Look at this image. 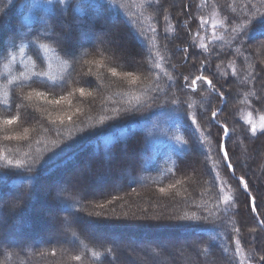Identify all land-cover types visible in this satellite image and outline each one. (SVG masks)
Returning <instances> with one entry per match:
<instances>
[{
  "label": "trees",
  "instance_id": "obj_1",
  "mask_svg": "<svg viewBox=\"0 0 264 264\" xmlns=\"http://www.w3.org/2000/svg\"><path fill=\"white\" fill-rule=\"evenodd\" d=\"M32 2L0 0V39H3L6 50L0 55V176L6 175V179L0 180V239L5 241L0 245V264H108V259L116 264L113 260V240L102 231L125 233L136 239L147 240L162 236H197L192 242H173L169 244L168 250H159L157 247L150 250L144 246L133 248L132 252L130 249H119L131 261L129 264H159L158 258L166 260L163 264H246L240 253V245L237 246L235 241L239 239L241 245L245 242L244 238L249 241L248 232H242L241 228V222L244 227L249 225V211L257 222V228L259 220L256 213L251 212L247 203L248 194L244 193L236 177H243L251 186L249 174L253 173L241 170L236 174L235 171L230 172L217 150V144L223 139L220 125L226 123L230 135L225 140V147L230 162L231 157L238 162L240 160V153L235 151L230 154V148L239 149L240 145L249 144L250 149L254 148L263 155L262 162L256 165L257 158L251 169L257 171L264 163V132L259 130L253 136L249 121L239 117L242 106L252 101L250 108L256 114L264 113V102L250 95L252 91L264 95L258 91L263 90L264 86V37L251 40L243 35L241 45L233 39L235 34L231 32V28L248 23L264 13V4L260 0H208L204 6H211L210 12L198 14V3L203 4V0H179L178 13L173 4L166 3V9L162 0H103L106 6L103 9L90 6L92 0H84V6L74 5L66 17H59L55 11L49 12L43 8L30 11ZM35 3L45 5L47 0H35ZM161 5L164 15L158 17L155 12L161 14ZM233 7L235 12L232 11ZM170 8L174 14L165 11ZM212 9L222 21L216 29L224 30L218 41L216 38L210 40L211 36L207 37L203 31L206 27H200L201 19L203 23L209 20ZM50 16H56V19L44 25L41 17ZM105 19L120 22L115 29L120 38V42L115 44L117 52L105 44L82 41L78 34L81 30L91 38L95 30H101L100 23ZM188 20L191 28L196 25L193 36L194 33L199 36L204 34L209 50L199 46L197 35L193 40L194 46L192 39L187 37L188 31L181 40L171 38L172 41H167L165 28L170 25L180 28L184 26L183 21ZM56 21L65 22L71 33L70 38L59 43L56 36L62 30ZM253 27L255 25L250 24L246 31L250 32ZM80 40L82 42L79 43ZM69 45H72L71 49ZM138 47L143 51L141 54ZM184 49L188 50L187 54L181 57L185 53ZM67 51L72 55L66 54ZM215 51L225 56L220 54L222 58L219 61L217 57L212 58L211 66L207 58ZM127 54L128 58L125 57ZM191 58L190 70L179 72L175 63L184 64ZM219 62H222L219 67L225 66L228 70V75L220 79L224 83H230V80L233 83V86L218 88L225 93L226 105L230 104V100L233 103L227 111L223 109L225 104H221L216 93L205 84L198 81L193 88H181L186 83L184 76L195 78L204 75L213 81V75L218 74L216 68ZM230 62L231 66H228ZM233 67L239 78L232 75ZM113 68L117 73L115 76L111 71ZM261 70L262 74L259 73ZM36 73L41 75L37 77ZM249 73L253 78L243 83ZM169 76L173 79L169 80ZM255 85L257 88H253ZM80 88L84 89L83 95L79 92ZM31 89L35 90L27 92ZM37 91L44 93V98L37 97L36 93L29 94ZM172 94L187 103H182L179 109L166 105V99ZM246 94L247 102L241 105ZM153 96H159L160 99L150 109L141 107L136 110L134 106L137 105V98L141 102H150ZM188 104L192 105L190 109ZM218 108L222 111L218 112L216 121H212L211 112ZM117 109L120 110L119 115H116ZM185 111L195 116L200 131L190 119L183 118ZM12 117H16L15 124L18 125L5 126L4 121ZM105 117L108 119L99 123ZM212 127L215 128L214 134ZM203 134L206 137L204 142L199 140ZM212 134L214 139H211ZM235 135L239 139L233 142L230 137ZM85 146L88 147L85 157L90 158V163L94 166L93 158L99 162L90 171L91 176L95 173L106 175V172L101 171L102 164L112 156L115 165L110 176H116V172L123 174L121 188L103 190L96 196L88 189L89 195L86 193L75 203L74 213L78 221L71 223L73 215L69 216L65 212L67 199L58 193L52 183L65 182L69 179L68 173L76 175L77 169L74 168L79 162L64 171L65 174L53 175L54 181L51 179V183L45 180L52 178L51 172L56 167L73 160L74 155ZM128 147L131 148V151L127 149L131 152L129 159H132L128 162L118 159L119 153ZM193 154L191 167L185 166L184 161ZM4 158L14 163L20 161L31 165L32 171L8 166ZM231 164L235 169L236 162L235 165ZM126 174L138 176L139 181L126 180ZM227 174L233 180L227 179ZM73 175L72 180L79 181ZM82 177L88 178V173L84 171ZM40 179H44L43 190L47 198L44 203L41 196L35 193ZM220 180L230 188L228 196L234 198L233 209L227 213L216 210ZM95 188L101 190V184ZM161 188L166 191L161 192ZM75 191V188L70 187L67 195L74 197ZM254 192L259 206V195L257 190L254 189ZM37 203H42L40 206L51 212L54 220H49L48 216L47 219H41L33 208ZM100 204L105 207H97ZM239 204H243L244 209L240 212ZM224 207L221 204V209ZM91 212H101L102 217L127 214L128 219L123 224L142 226L117 229L98 226L94 227L96 233L84 235L81 229L93 228L87 227V222L98 219L94 215L89 216ZM185 214L196 215L201 219H169ZM259 214V219H264V215L261 212ZM154 216L160 217L159 221L152 220ZM120 222L113 220L103 223ZM64 223L79 237L75 244H66L60 236L50 238V231L54 229L63 232L61 227ZM157 223L163 226H150ZM232 224L240 228L239 233L231 230ZM30 241L33 244L27 253L24 249ZM260 242L264 245L263 241ZM195 245L199 249L193 247ZM237 247L239 251H236ZM105 248L113 249L107 259L103 255ZM204 248H209L210 254H204ZM168 251L172 253L173 261L168 262ZM93 252L99 258L93 257ZM179 254H184L182 262L176 260ZM191 254L193 258L190 260L188 257ZM76 255L81 256V260L73 259ZM202 256L208 258L207 261L202 260ZM225 257L227 262L220 263Z\"/></svg>",
  "mask_w": 264,
  "mask_h": 264
},
{
  "label": "rangeland",
  "instance_id": "obj_2",
  "mask_svg": "<svg viewBox=\"0 0 264 264\" xmlns=\"http://www.w3.org/2000/svg\"><path fill=\"white\" fill-rule=\"evenodd\" d=\"M162 3L163 5L165 6V8L167 9L168 7L166 6V3L168 5L170 4H173V6L175 7V12L178 13V3H179V0H162ZM163 5L160 6L161 10H163L161 12V14H159L158 12H155V14L158 16V17H161L164 15V8H163ZM198 10H197V13L198 14H207V12H210V9H211V6H204L205 4H200L198 3ZM173 8V7H171ZM169 9V10H165L167 12H170V13H175L174 10L172 9ZM215 10L212 9L211 10V13L209 15V20L205 21V23L202 22V19H201V22H200V27L203 28V26H205V30H203L205 32V35L208 36H211L210 37V40L212 39H217V41L223 36L224 34V30L222 28L221 31L219 29H216V26L221 24L222 21H220V18H218L217 14L214 12ZM196 12V11H195ZM191 15H192V11L189 12ZM185 14V13H184ZM152 17H154V15H152ZM165 19V18H164ZM55 23H59L61 25L60 29L62 30V32L64 33H67L68 34V37L70 35V30H69V27L68 25L63 22V21H56ZM184 23V26L180 27V28H175L173 27V25H170V27H166L165 30L166 32H164V35L167 36V41H172V39H176L177 40H181V38L185 37V34H186V31H188L189 35L187 36L188 39H192V43H193V40L195 39L196 35H197V38H199V46H204L202 48H206V49H210L209 45H208V40L206 39V37L204 36V34H201L200 36L198 34H195L194 33V36H193V28H195V26L193 28L190 27V21H183ZM120 22L119 21H111L110 19H105L103 20L101 23H100V27H101V30H95L92 35H91V38H89L86 34V32H82L80 30V32H78L81 40L83 41H86V40H90L92 43H101V44H105L106 46H108L109 48H114L115 52H117V46L115 44H118L120 42V38H119V34L117 33V30H115L117 28V25H119ZM79 26V25H78ZM80 27V26H79ZM171 30V31H170ZM169 33H172V34H169ZM177 35V36H176ZM57 40L60 41V42H63L65 40V38L61 35V34H57L56 36ZM172 38V39H171ZM79 41L82 42V41ZM195 41V40H194ZM207 41V42H206ZM193 45L195 46V44L193 43ZM68 47V45H67ZM72 45H69V49H71ZM66 50V49H64ZM190 51V50H189ZM138 52L139 54H141L143 51L141 50V48L138 47ZM185 54L187 53H182L181 57H183ZM223 57L225 56L224 53H220ZM220 54H217L216 51L213 52L212 54H210L211 56H209L207 59L209 60V65H213L212 64V58H215L217 57V61L221 60V55ZM125 55V54H124ZM128 58V54L125 56ZM223 60V59H222ZM193 61V58L191 59H188L186 60V62H184V64L182 63H175V66L176 68L179 70V72H182L183 71L186 73L190 67V64L192 63ZM224 61V60H223ZM222 63V62H221ZM220 62L217 63L218 65L221 64ZM182 64V65H181ZM213 68V67H211ZM190 70V69H189ZM216 72L218 73L217 75H213L212 79H213V83L216 84L217 88H221V86H225V87H230V86H233V83L231 82L230 80V83L228 82H223L220 78L225 76L223 75L224 72H228L227 68L225 66H222L221 67H217L216 68ZM263 70H261L259 73L262 74ZM176 74V73H174ZM174 74L172 75V77H174ZM170 75V74H169ZM182 76H184L182 74ZM262 76V75H261ZM255 86H253V88H255ZM257 88V87H256ZM259 88V87H258ZM35 89H31V90H27V92L29 91H33ZM48 92H51L50 90H47ZM260 93H264V86H263V90H258ZM36 93L35 95L39 98L42 99L43 96H38L37 92H31L29 94H34ZM44 98V97H43ZM232 99V98H230ZM230 104L229 105H224L223 109L225 111H227L228 109L231 108V106L233 105V103L229 102ZM241 105H243L242 102H240ZM253 104V101L252 103H249V104H246L247 106H242L243 109L241 110L240 114H239V117L249 121V124L251 126H255L257 129H261L262 126H264V113L261 114V113H258L256 114L252 108H250V105ZM260 106V105H258ZM264 107V106H262ZM23 116V115H22ZM25 116V115H24ZM236 116L238 117V111L236 112ZM15 125H18V124H11L9 125L10 127H16ZM30 124H28L29 126ZM5 126H8V124H5ZM209 127V126H208ZM213 129V134H214V130L215 128L212 127ZM27 131V130H26ZM211 136V139L213 138L214 139V136ZM231 140L234 142L236 140H238V136L235 135L234 137H230ZM199 140H202V142H204L206 140V137L205 135H201L199 137ZM130 147L122 150L120 153H119V158L118 159H124L125 161H129V156L131 154V152H129V150L131 151V148L129 149ZM129 149V150H127ZM238 147H236V149H231L230 148V151L232 154L236 152L240 153L239 156H240V160L239 162L237 161V159H235L234 157H231V162L234 164V162H236V168H235V173L236 174L237 172H240V170L242 172H251L253 174H249V177H250V180H251V186L249 184V192H250V195L253 196V193L254 192V189L257 190V193L259 195V198H258V201L260 202L259 204V207H258V213L261 212L263 215H264V163L261 165V167H258L257 168V171H253L252 166L253 164L255 165V160H257L258 158V162L256 163V165H259V163L262 162L261 160V156L263 157V155H261L262 153L254 148L250 149L249 147V144H246V146H243V145H240V148L238 149ZM262 151H264V148L262 149ZM127 152V153H126ZM195 154V152H194ZM191 155L189 159H186L184 161V165L185 166H189L191 167V162L193 160V157L195 155ZM264 154V152H263ZM89 157H83L81 159V161L79 163H77L76 167L74 168L77 169V173L76 175H73L75 173H72L73 176H77V180L79 179V181H73L72 180V175L70 173H68V178L69 179H66L65 182H62V183H59L58 181L55 182L54 181V176L48 180H45V181H49L51 183V179H53V183H52V186H56L57 189H58V193L62 196L65 195V197L63 198H66L67 199V209L65 210V212L69 215V216H72L73 213H74V208H75V203L78 202V198L79 197H83L84 195H86L87 192H89L88 189H91L90 191H93L94 192V196L97 195V193H102L104 192L103 190H108L110 191L111 189H114V190H118L119 188H121V176H123L122 173H117L116 172V176L114 177H111L110 176V172L107 173L106 172V175L102 174V173H99L97 175H92L91 176V173H90V168H95L99 165V162L96 160V158H93L94 160V166L91 165L90 163V158L88 159ZM112 158V156H111ZM110 159V158H109ZM116 159V157H115ZM261 161V162H260ZM240 163V164H239ZM235 165V164H234ZM240 166V168H239ZM111 167V166H110ZM127 168H129V163L127 164ZM183 168V166H182ZM237 169V170H236ZM87 170V173H88V178H85V179H82V174H84V171ZM107 170V169H106ZM250 170V171H249ZM70 172V171H69ZM66 172H63L61 174H58L59 176H61L62 174H65ZM126 180L128 179V181H131V180H134V181H139V177H131L130 175L126 174L125 176ZM227 179H231L233 180V177H230L228 174H227ZM228 180V181H229ZM78 182H81V183H78ZM83 182V183H82ZM231 182V181H230ZM222 183H223V189L225 191V195L227 197L229 192H230V188L228 186L225 185L224 181L222 180ZM250 183V182H249ZM101 184V187L102 189L99 190L98 188H95L97 185H100ZM43 185V183H42ZM70 187H73L76 189L75 193L76 195L74 197H69L67 194L69 192V189ZM238 187V186H237ZM229 188V191L227 190ZM231 189H234V188H231ZM159 191V189H157ZM156 190V191H157ZM87 195H89V193H87ZM17 197H19V195H17ZM254 197V196H253ZM243 198V197H242ZM244 199V198H243ZM239 201H241V198L239 197ZM42 203L38 204L37 203V206L39 207V209H44L45 208L43 206H40ZM243 204H239V212L240 210L243 209ZM232 207V206H231ZM233 208H231V210L229 211H232ZM64 209H62L63 211ZM244 210V209H243ZM228 211V212H229ZM249 211V210H247ZM51 212L47 211L46 210V215L48 216V219L49 220H54V217L53 215L50 214ZM242 213V212H241ZM240 213V214H241ZM248 215H249V225L244 227L242 222H241V228H242V232L244 231L245 232H248L247 234H249L248 238H249V241L247 240L246 241V238H244V243L241 245L240 244V250H242L240 253L243 255V259H244V262L246 264H250V261H249V257L250 255L253 253V251L256 252L257 255L259 254H264V245L261 244L260 241H263L264 242V229H262L259 225H258V228L255 227V225H257L253 218L251 217V213L250 211L248 212ZM42 219V218H41ZM136 220H140V218H134ZM134 219H131L132 221ZM139 221H134V222H139ZM143 221V220H142ZM66 222V221H65ZM123 222H126V220H121L120 223H123ZM129 223V221H127ZM143 223V222H142ZM67 224L64 223V226L61 227L62 231L63 232H59L58 228L57 229H54L52 231H50L51 233V236L50 238H53V237H57V236H60L63 238V241L66 243V244H70L71 241H72V233H75L73 231V229H70L69 227L66 226ZM101 229V228H100ZM253 229H255V231H253ZM94 232L96 233V229L95 228H92V230H88V229H81V233L84 234V235H91V233ZM104 232L105 234H107V238H111L113 240V246L115 248V252H114V255H113V260L115 261L116 264H129L131 263L130 260L126 259L124 255H122L119 251V249H124L125 251H127V249H130L131 252H132V249L133 248H140V246H144L145 248H149L150 250L155 247H157L159 250L161 249H169V244L173 243V242H178V243H183L185 241L189 242L194 239L197 238L196 234L195 235H191V234H188V235H183L182 237L180 236H174V237H167V236H162V237H159V238H152V239H136V238H133L131 236H128L126 235L125 233H117L116 232H112V231H102ZM49 234V235H50ZM54 235V236H53ZM7 242V241H6ZM3 243H5L4 240H1L0 239V245H2ZM33 244V241H30V243H27L26 247H25V252L28 253L29 251V247ZM264 244V243H263ZM197 249H199V246H193ZM28 250V251H27ZM155 250V249H154ZM170 251V250H169ZM167 252V260H169L168 262H170L174 257L172 255L171 252ZM192 253V252H190ZM184 254H179L177 256V261L179 262H182L183 259H184ZM158 257V256H157ZM193 258V254H191L188 259H192ZM202 260L204 261H207L208 258H203V256L201 257ZM222 262L220 263H226V259L227 257L225 258H222ZM159 260V264H163L166 260L163 259V258H158ZM173 261V260H172ZM209 261H210V258H209ZM211 264H214L212 262H210ZM251 264H255L254 261H251Z\"/></svg>",
  "mask_w": 264,
  "mask_h": 264
},
{
  "label": "snow or ice",
  "instance_id": "obj_3",
  "mask_svg": "<svg viewBox=\"0 0 264 264\" xmlns=\"http://www.w3.org/2000/svg\"><path fill=\"white\" fill-rule=\"evenodd\" d=\"M208 0H203V4H207ZM260 3L264 4V0H260ZM74 5L76 7H81L84 6V0H47V4L45 5H41V4H37L35 3V0H33V2L31 3V9H35V8H43L45 11H55L56 16L59 17H66L68 12H70ZM90 6H94L95 8L98 9H103L105 8V4L103 3V0H95V2H93ZM247 6V5H245ZM229 7H232L231 5H229ZM232 11L235 12L236 9L233 7ZM56 16H50L48 18H44L41 17V20L43 21L44 25H49L50 22L54 19H56ZM0 19H2V14H0ZM167 19V17L165 18ZM233 19H236V17H233ZM245 19H247V17H245ZM229 24L232 23L231 20L228 21ZM250 24H254L255 27H253L251 29V31H246V29H248ZM155 31V30H153ZM231 32H233L235 35L233 37V39L237 42H239L241 45L243 44V41L241 40V36L243 35H247L249 39L251 40H255L257 38H261L264 37V13H260L259 16L257 18H254L253 20L249 21L248 23L245 24H241L238 27H233L231 28ZM61 35L67 39L68 34L61 32ZM58 43L60 41H57ZM204 47V46H202ZM5 48H4V41L3 39H0V55H2L5 52ZM185 53H187V49H184ZM237 52H239V48L236 49ZM66 54L68 55H72V53L70 51H67ZM9 56H11V53H8ZM187 58V57H186ZM12 59H14V57H12ZM228 66H231V62L229 63ZM219 67V65L217 66ZM112 74L115 76L117 75L115 69H111ZM37 77H39L41 74L40 73H36ZM130 75V73H129ZM223 75H228L227 72H224ZM232 75L233 76H237V78H239L238 73L235 71V68L233 67V71H232ZM252 77V74L249 73L247 77H245L244 81H242L243 83H247L248 80ZM157 80H159V77H156ZM173 78L171 76H169V80H172ZM184 81H186L185 84H183L181 86V88H193L194 85L197 84V82H201V84H207L208 85V89L214 93H216L217 97L219 98V101L221 104H226L227 100L225 98V93L223 91H221L220 89L217 88L216 84L213 83L212 80H209L206 76L204 75H197L195 76V78H190V76H184L183 77ZM175 86V85H172ZM157 91H159V88L157 87L156 89ZM79 92L81 95L84 94V89L80 88ZM38 96H44V93H37ZM69 95H72V93H69ZM165 95L167 96V93H165ZM247 95L245 96V100L241 101L242 103L247 102ZM250 95H252L253 97H255V99L257 101L260 102H264V95H257V93L255 91H252L250 93ZM160 99L159 96H153L150 97V102H141L139 100V98H137V105H135L134 107L136 108V110H139L141 107H147V108H151L153 104H156V102ZM57 103H59V101H56ZM182 103H187V102H182L180 100V98L178 96H176L175 94H172V96L168 99H166L165 104L166 105H171L174 109H179ZM158 107H163V105H158ZM192 107L191 104H188V108L190 109ZM116 111V115L120 114V110L117 109ZM127 111V110H126ZM222 111V109H217L215 111L211 112V119L212 121H216L218 112ZM184 119H190L193 125L197 126V130L200 131V127L198 124L197 119L195 118V116L188 112L185 111L184 115H183ZM69 120H71V117H68ZM108 119L107 117L103 118L101 121H99V123H104V120ZM16 122V117H12L10 119H6L4 121L5 124L11 125L14 124ZM222 132H223V137L228 138L230 133H229V128L227 126L226 123L221 124L220 125ZM251 133L253 136L256 135L257 133V128L255 126H252L250 129ZM261 132H264V126L261 127L260 129ZM12 137H5V139H11ZM185 144H187V141H184ZM217 150L219 152H221L223 154V159L224 161H226V167L227 169H229L230 171H232L234 173L235 169L233 168V165L230 162V158L228 155V150L225 147L224 143H221L218 141L217 144ZM209 158H211V150H209ZM6 160V164L8 166L14 167L16 169H20V168H24L27 171H32V166L31 165H26L20 161H16L15 163L12 160H7L6 158H4ZM6 179V175L5 176H0V180ZM239 184L242 187L244 193L248 194L247 195V203L250 206V210L252 213H256V218L259 220V226L264 229V219H259V213L257 212L258 209V205L256 204V197H253L250 195L249 192V184L248 182L241 177L239 180ZM161 192H165L166 190L164 188L160 189ZM234 202V198L233 197H220L219 194H217V204H216V210L220 211L222 210L223 212L227 213L229 211V209L232 206V203ZM111 203V201L109 202ZM221 204L225 205L226 207H224L223 209H221ZM97 207L103 209L105 207V205L100 204L97 205ZM210 215L212 213H209ZM95 216L98 219L97 220H89L86 224L87 227H98V226H103V227H107V228H113V229H117V228H126V227H137V226H142V225H129V224H123V223H103V222H107V221H121V220H127L128 216L127 214H124L123 216H103L102 217V213L101 212H91L89 213V216ZM102 217V220L100 219ZM204 219H207V217H203ZM152 220L155 221H159L160 217H151ZM169 219H173V220H179V221H187V220H199L201 219V217L196 216V215H192L189 216L187 214L183 215V216H179V217H170ZM78 221V217L75 216V213H73V220L71 221V223H76ZM150 226H163L160 225L159 223L157 224H150ZM232 231H234L235 233H239L240 232V228L236 227L235 224H232ZM253 231H255V229H253ZM72 243L75 244L78 240L79 237L77 236L76 233H72ZM236 245L239 246L240 245V240L237 239L235 241ZM236 251H239V247H237ZM113 249L112 248H105L104 250V257L107 259L108 257H110L112 255ZM203 253L204 254H210V250L209 248H204L203 249ZM55 253H53L54 255ZM200 253H198L199 255ZM93 257L99 258L98 254L93 252L92 253ZM73 259L79 261L81 260V256L76 255L73 257ZM251 264V261H254L255 264H264V254H259L257 255L255 251H253V253L250 255V257L248 258ZM108 264H112V260L108 259Z\"/></svg>",
  "mask_w": 264,
  "mask_h": 264
},
{
  "label": "bare ground",
  "instance_id": "obj_4",
  "mask_svg": "<svg viewBox=\"0 0 264 264\" xmlns=\"http://www.w3.org/2000/svg\"><path fill=\"white\" fill-rule=\"evenodd\" d=\"M70 36H71V33H70V35H69V38H70ZM87 150H88V147H87V146H85L84 148H81V149H80V150L74 155L73 160H70V161L66 162L65 164H63V165L56 167V168L51 172L52 174H51L50 176L60 174L61 172H64V171L69 170V169H71L72 167H74V166L76 165L77 162H80V161H81L82 157H85V153H86ZM126 153H127V152H126ZM112 159H113V157L110 158V159H108L104 164H102V165H103V167L101 168V171H102V172L107 171V173L110 172V175L113 174V169H114L115 162H114V160H112ZM78 160H79V161H78ZM91 165H92V164H91ZM77 166H78V165H77ZM110 166H111V167H110ZM92 169H93V168L91 167L89 170L91 171ZM106 169H107V170H106ZM85 174H87V170H85ZM43 181H44V179H40V180H39V183L37 184L36 189H35V190H36L35 193H36V194H39V195L41 196L42 201H43V203H44L45 199H47V198H46V194H45V192H44V190H43V185H42ZM31 192L33 193L34 191H31ZM33 208L37 211L36 213L40 216V218H42L43 220H44V219H47L46 210H44V209H42V210L39 209V207L37 206V204L34 205ZM3 211H5V210L3 209Z\"/></svg>",
  "mask_w": 264,
  "mask_h": 264
}]
</instances>
